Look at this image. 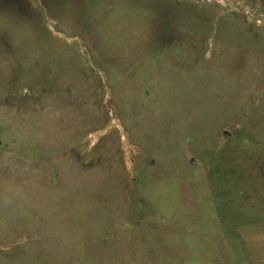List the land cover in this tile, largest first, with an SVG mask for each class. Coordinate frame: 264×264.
I'll return each mask as SVG.
<instances>
[{"label": "rangeland", "instance_id": "rangeland-1", "mask_svg": "<svg viewBox=\"0 0 264 264\" xmlns=\"http://www.w3.org/2000/svg\"><path fill=\"white\" fill-rule=\"evenodd\" d=\"M0 264H264V0H0Z\"/></svg>", "mask_w": 264, "mask_h": 264}, {"label": "clouds", "instance_id": "clouds-1", "mask_svg": "<svg viewBox=\"0 0 264 264\" xmlns=\"http://www.w3.org/2000/svg\"><path fill=\"white\" fill-rule=\"evenodd\" d=\"M18 192H14L11 187H6L3 192H0V208H10L15 203V198Z\"/></svg>", "mask_w": 264, "mask_h": 264}]
</instances>
